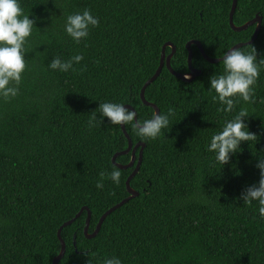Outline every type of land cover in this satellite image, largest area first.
Instances as JSON below:
<instances>
[{
    "label": "trees",
    "instance_id": "trees-1",
    "mask_svg": "<svg viewBox=\"0 0 264 264\" xmlns=\"http://www.w3.org/2000/svg\"><path fill=\"white\" fill-rule=\"evenodd\" d=\"M24 13L36 20L26 47L27 67L20 94L0 99V264H103L119 257L122 264H264V218L259 204H245L241 192L260 179L256 164L264 158V71L252 102L236 98L231 113L220 111L210 77L222 74V60L207 61L191 45L192 66L200 74L179 79L164 65L145 89V99L160 114L172 109L170 125L155 139L125 126L133 143L144 144L142 161L130 187L138 194L110 213L94 237H86L100 217L131 193L126 181L132 167L112 162L128 148L121 125L101 119L99 105L124 103L137 121L154 109L140 93L160 65L162 49L171 44L172 69L191 72L187 44L199 41L211 58L236 44L264 59V0H238L233 23L239 27L261 16L256 24L234 30L229 17L233 0H20ZM91 10L100 24L79 44L64 32L67 15ZM172 51L165 47V55ZM83 55L74 71L48 67L60 56ZM256 137L242 142L226 165L207 151L211 136L241 109ZM95 118V119H94ZM132 149L116 157L127 165ZM113 167L120 184L110 178ZM103 174V175H101ZM103 188H97V182Z\"/></svg>",
    "mask_w": 264,
    "mask_h": 264
},
{
    "label": "clouds",
    "instance_id": "clouds-1",
    "mask_svg": "<svg viewBox=\"0 0 264 264\" xmlns=\"http://www.w3.org/2000/svg\"><path fill=\"white\" fill-rule=\"evenodd\" d=\"M29 17L30 15L24 13L20 0H0V99L4 101H10L20 94L23 73L27 67L25 55L29 52L26 45L36 27V20ZM99 24V18L94 16L91 10L85 9L83 12L66 16L64 32L73 42L79 44L86 40L91 29ZM83 59V55H75L66 61L56 56L48 67L66 73L74 71L73 65L79 64ZM221 60L224 71L209 78V90L216 93L214 99L221 105L219 110L231 113L235 108L236 98L246 103L253 101L255 86L261 71H264V59H257L256 50L245 53L234 47L225 52ZM99 109L100 123L106 117L111 125L126 126L133 124L137 117V113L125 107L124 103L105 102L99 105ZM173 114L172 109H169L167 114H155L149 119L137 121L133 127L141 138L155 139L162 130L169 127ZM248 116L247 109L242 108L234 118L225 122L221 131L211 136L210 143L206 145L207 151L214 153L215 160L223 166L240 151L242 142H249L256 137L249 131L245 122ZM256 167L260 172L258 183L247 186L241 192L240 198L248 205L253 201L258 202L259 215L264 218V158H260ZM110 178L114 184H120L121 172L117 167H113ZM96 187L103 188L102 180L97 182ZM103 264H122V260L112 256L105 258Z\"/></svg>",
    "mask_w": 264,
    "mask_h": 264
},
{
    "label": "water",
    "instance_id": "water-1",
    "mask_svg": "<svg viewBox=\"0 0 264 264\" xmlns=\"http://www.w3.org/2000/svg\"><path fill=\"white\" fill-rule=\"evenodd\" d=\"M237 1H238V0H233L232 7H231V11H230L229 23H230V26L232 27V29L237 30V31H239V30H243V29H246L249 25L256 24V29H255L254 36L252 37V39H251L250 41H248V42L246 43V44H250V43H252V42L257 38L258 33H259V31H260V27H261V16H256L253 20H251V21L245 23V24L242 25V26H239V27L235 26L234 23H233V15H234V12H235V9H236V6H237ZM192 44H195V45L198 47V49H199V51L201 52V54L203 55V57H204L207 61H209L210 63H216V62H219V61L221 60V58H211V57H209V56L205 53V51H204V49H203V47H202V45H201V43H200L199 41H196V40L190 41V42L187 44V49H188V65H189V67H190V69H191V72L188 73V74L182 75V74H179V73L175 72V71L172 69L171 64H170V60H171L172 56H173L174 53H175V47L172 46L171 44H167L168 46H171V47H172V51H171V53H170L169 55L166 56V55H165V47H166L167 45H165V46L163 47V49H162L161 60H160V65H159V67L157 68V70H156V72L154 73V75H153L150 79H148V80L145 82V84L143 85V87H142V89H141V93H140V97H141V100L143 101V103H144L145 105H148V106L153 107V109H154V115H155V114H159L160 111H159V109L157 108V106H156L155 104H151V103L147 102V100L145 99V89H146V87H147L150 83H152V82H153V81H154V80L160 75V73H161L162 68H163L164 65L166 66V68H167V69H168V70H169L174 76H176V77L179 78V79L190 80V79H192V78H194L195 76H197V75L200 74L201 71H200V70H197V69H195V68H193V66H192V50H191V45H192ZM243 45H244V44H242V43H240V44H236V45H234L232 48H234V47H236V48H240V47L243 46ZM186 76L189 77V78L186 79V78H185ZM125 107H128V108L132 109L133 111H135V109H134L133 107L129 106V105H127V106H125ZM135 112H136V111H135ZM135 122H137V117H136ZM121 129H122L124 135L126 136V138L128 139V148H127L125 151H123V152H121V153H118V154H115V155L113 156V158H112V162H113L116 166H118V167L121 168V169H127V168H129V167H132V166L134 165L135 160H136L135 152H136L137 148H138L139 146H141V148H140V150H139V156H138V160H137V163H136V165H135V168H134V170L132 171V173L129 175V177H128L127 181H126V187H127V190L131 193V195H130L127 199H124V200L121 201L120 203H118V204L114 205L113 207H111L110 209H108V210H107V211H106V212L100 217V219H99V221H98V223H97V225H96V228H95V230H94V232H93L92 234H88V228H89V221H90L91 213H90L89 209L85 208V209L87 210V212H88V213H87V219H86V225H85V228H84V233H85L86 237H94V236L100 231L103 221L105 220V218H106L110 213H112L114 210H116L117 208H119L120 206H122V205H123V204H124L129 198H132V197H134V196H136V195L138 194L136 191H134V190L130 187V181H131V179L137 174V172H138L139 169H140V165H141V161H142V153H143V149H144V144H143V143H138V144H136V145L133 147V143H132V141H131V139H130V137H129L127 131H126L125 126L121 125ZM131 149H132V157H131V161H130L127 165L116 164V162H115L116 157H117L118 155H120V154L128 153ZM83 210H84V208L81 209V210L79 211V213H78L74 218H72L71 220L65 222V223H64V224L58 229L57 235H58V238H59V240H60V242H61V251H60L59 255L53 260V264H58L59 260L61 259V257L64 255V252H65V242H64V240L61 238V230H62V228H63L64 226H67V225H70L71 223H73V222L75 221V219L78 218V217L81 215V213H82Z\"/></svg>",
    "mask_w": 264,
    "mask_h": 264
}]
</instances>
